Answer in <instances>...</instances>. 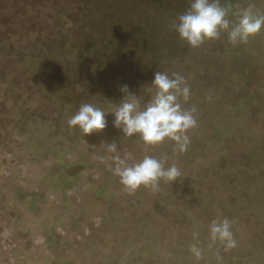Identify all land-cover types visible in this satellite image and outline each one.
I'll list each match as a JSON object with an SVG mask.
<instances>
[{"label":"rangeland","instance_id":"rangeland-1","mask_svg":"<svg viewBox=\"0 0 264 264\" xmlns=\"http://www.w3.org/2000/svg\"><path fill=\"white\" fill-rule=\"evenodd\" d=\"M141 3L172 6L180 15L190 0ZM220 3L233 22L242 8L264 14V0ZM185 49L180 67L189 73L191 96L183 106L196 108L197 127L184 153L167 140L149 147L139 136H124L108 114L98 135L83 137L70 127L79 134L75 141L41 138L22 157L27 144L20 140V155L0 154V264H264V29L243 44L221 34ZM31 88L28 108L36 102ZM118 104L99 107L113 112ZM112 141L117 153L108 151ZM127 153L136 161L163 158L181 176L130 195L112 160ZM76 163L83 169L69 175L63 166ZM224 218L237 242L229 250L209 232L213 220Z\"/></svg>","mask_w":264,"mask_h":264},{"label":"trees","instance_id":"trees-1","mask_svg":"<svg viewBox=\"0 0 264 264\" xmlns=\"http://www.w3.org/2000/svg\"><path fill=\"white\" fill-rule=\"evenodd\" d=\"M75 1L0 0L1 155H20V140L22 157L41 138L77 140L67 121L81 104L113 106L125 84L147 100L156 71L188 79L180 67L187 44L172 27L178 10L142 0Z\"/></svg>","mask_w":264,"mask_h":264},{"label":"clouds","instance_id":"clouds-1","mask_svg":"<svg viewBox=\"0 0 264 264\" xmlns=\"http://www.w3.org/2000/svg\"><path fill=\"white\" fill-rule=\"evenodd\" d=\"M234 15L238 17L236 22L229 19V9L222 6L220 0H190L189 8L176 18L172 27L179 38L193 49L206 41L220 39L221 34H226L232 45L243 44L264 29V14L257 13L251 6L240 9ZM119 90L123 95L113 112L83 103L67 121L68 126L77 128L83 137L98 135L108 127L106 117L112 114V126L126 137L139 136L144 145L149 147L167 140L173 143L176 151H187L190 143L188 132L197 127V118L195 107L183 106L191 96V89L182 75L176 72H154L147 101L131 92L126 84ZM107 144L109 152L117 153L115 141ZM112 160L114 175L130 195L141 186L158 190L161 180L173 182L181 176L175 164L166 167L163 158L151 155H144L136 161L131 153L125 154L123 158L116 154ZM209 232L210 238L219 241L225 250L236 247L231 222L227 218L213 220ZM190 251L197 259L202 255L196 245Z\"/></svg>","mask_w":264,"mask_h":264},{"label":"water","instance_id":"water-1","mask_svg":"<svg viewBox=\"0 0 264 264\" xmlns=\"http://www.w3.org/2000/svg\"><path fill=\"white\" fill-rule=\"evenodd\" d=\"M63 167L69 175H73L83 169L84 165L83 163H76L72 165H64Z\"/></svg>","mask_w":264,"mask_h":264}]
</instances>
